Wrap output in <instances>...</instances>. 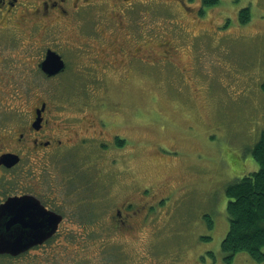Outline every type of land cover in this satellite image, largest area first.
<instances>
[{
  "label": "rangeland",
  "instance_id": "374dc122",
  "mask_svg": "<svg viewBox=\"0 0 264 264\" xmlns=\"http://www.w3.org/2000/svg\"><path fill=\"white\" fill-rule=\"evenodd\" d=\"M148 2L144 40L153 53L159 41L176 44L175 64L158 61L146 78L137 63L131 79L88 95L75 91L93 106L79 113L80 103L70 105L68 116L87 115L81 124L87 127L88 117L97 132L105 118L107 133L127 136L128 145L99 158L71 156L42 176L37 190L48 189L66 225L50 250L18 264H225L226 188L259 168L251 149L264 132V0H219L203 14L186 13L172 0ZM244 8L251 12L247 24L239 20ZM133 19L138 25L143 15ZM183 69L192 71L193 86L180 76ZM141 196L160 200L151 221L116 230L109 222L114 208ZM231 260L264 264L245 252Z\"/></svg>",
  "mask_w": 264,
  "mask_h": 264
},
{
  "label": "flooded vegetation",
  "instance_id": "af4514ba",
  "mask_svg": "<svg viewBox=\"0 0 264 264\" xmlns=\"http://www.w3.org/2000/svg\"><path fill=\"white\" fill-rule=\"evenodd\" d=\"M172 1L179 2L186 13L196 9L203 12V0L196 8L183 0ZM147 3L148 0H0V208L11 198L32 195L48 211L62 216L52 237L18 254L0 252V264H18L36 252L50 250L66 225L67 215L56 208L48 189L40 186L37 190L43 175L63 165V161L71 162V156L97 158L99 153L120 151L128 145L127 136L107 133L111 126L105 118L98 119L97 132L96 124L88 122V117V126L81 124L87 115L68 116L70 105L80 103L74 106L79 113L93 106L92 99L81 95L77 99L75 91H86L88 95L90 90L122 82L123 77L131 79L137 63L146 67L142 70L146 78L152 77L148 69L155 68L158 61L175 64L172 53L176 44L159 41L160 51L153 53L144 40L149 25L141 11ZM142 15L143 22L134 24L133 18ZM89 23L96 26L94 30ZM53 58L62 61V69ZM192 71H180L190 86ZM61 158L62 163L58 162ZM116 162L118 159L113 158L111 163ZM156 201L155 196L150 200L141 196L138 201H123L114 208L109 222L116 230H137L138 220L142 226L151 221V208L160 202ZM58 206L62 208L63 203ZM10 210L8 207L1 214L0 225L5 226L12 217Z\"/></svg>",
  "mask_w": 264,
  "mask_h": 264
},
{
  "label": "trees",
  "instance_id": "16d2710c",
  "mask_svg": "<svg viewBox=\"0 0 264 264\" xmlns=\"http://www.w3.org/2000/svg\"><path fill=\"white\" fill-rule=\"evenodd\" d=\"M203 1L207 8L217 5L219 0ZM250 17V8L242 9L240 23L247 24ZM251 153L259 164L258 170L237 178L226 188L230 228L221 246L225 264H230L232 257L240 252L247 253L259 263L264 261V132Z\"/></svg>",
  "mask_w": 264,
  "mask_h": 264
},
{
  "label": "water",
  "instance_id": "95a60500",
  "mask_svg": "<svg viewBox=\"0 0 264 264\" xmlns=\"http://www.w3.org/2000/svg\"><path fill=\"white\" fill-rule=\"evenodd\" d=\"M55 61L60 64L59 69H62V61L60 59ZM8 207L11 208L12 217L5 226L0 225V252L18 254L32 245L41 244L53 236L62 221L61 214L48 211L32 195L9 199L0 208V222L1 214Z\"/></svg>",
  "mask_w": 264,
  "mask_h": 264
}]
</instances>
